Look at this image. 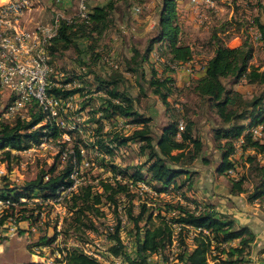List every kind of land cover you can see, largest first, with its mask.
<instances>
[{
  "label": "trees",
  "instance_id": "16d2710c",
  "mask_svg": "<svg viewBox=\"0 0 264 264\" xmlns=\"http://www.w3.org/2000/svg\"><path fill=\"white\" fill-rule=\"evenodd\" d=\"M119 3L130 8L131 0H108L103 6L91 8L87 20L73 18L69 22L62 21L56 37L48 47L50 64L51 58L61 50L78 49L75 41L79 38L90 43V50L94 53L92 44L97 43L98 38L111 25ZM241 5L244 4H236L231 20L211 34L205 46L210 55L202 64L204 74L194 80L189 88L195 98L212 108L220 120L221 124L212 130L214 148L220 155L216 168L218 174H225L233 167L235 143L243 135L244 143L240 146L242 155L248 152L244 163L245 174L237 180L229 178V192L233 196L247 193L246 201L253 203L264 201V138L253 140L250 135H244V131L261 125L264 133V91L251 100H245L242 93L233 87L244 80L249 84L264 85V72L251 65L254 48L246 38L239 47L230 48L227 45L236 37L235 34L242 31V23L237 17L238 12L244 8ZM179 7L175 0H162L154 37L147 41L143 51L132 48V55L125 64L127 73L135 77L140 93L145 94L141 84L143 80L168 114L158 135L155 133L153 118L137 109V98L117 88L119 79L94 75L95 93L101 95L92 98L85 86L81 85L82 82L73 86L79 81L75 73L66 75L63 81L50 74L48 96L62 101L73 100L78 96V114L90 109L88 121L95 124L96 128H89L90 142L78 141L77 163L80 165L85 160L81 151H93L94 161L98 162V168L104 175L87 178L85 170L91 172L94 164L90 162L92 158L85 161L87 165L78 177L80 183L64 200V222L69 226L67 229L71 228L76 233V242L85 243L78 240L89 234L96 236L100 226L105 225L97 222L107 217V213L103 212L106 208L115 223L103 226L105 242L109 243L107 250L111 255L122 256L129 264H167L169 253L173 250L177 251L175 263L249 264L254 235L247 227L236 225L232 217L217 212L212 204H201L197 199L186 198L183 194L184 202H165L156 209L142 198L147 192L138 186L143 184L156 195H169L170 190L178 194L184 188H191L190 179L197 174L193 170L197 160L204 165L209 164L203 155L204 144L196 133L195 121L186 115V108L182 114H178L168 101L175 85V79L168 73L194 61L192 46L183 40ZM258 26L264 34V27ZM156 45L155 62L162 58L165 62L159 63L162 65L159 73L154 66H150V77L147 79L144 67L151 62ZM98 57L93 54L92 61L95 62ZM93 99L98 101L97 108L90 107ZM25 110V116H18L12 122L0 119V165H6L8 169V161L18 157L11 154V151L28 150L49 132L52 138L61 136L63 132L57 123L60 110L54 117H50L36 100L28 102ZM177 116H182V119L179 120ZM116 118L126 120L136 129L128 133L115 129L113 122ZM180 121L184 128L178 133ZM66 131L74 139L84 134L86 128L75 124L73 129ZM129 145L136 146L143 160L139 164L121 168L114 163L115 153L126 151ZM68 162L60 174L53 175L55 167H52L48 173L41 172L35 180L23 186L9 187L3 184L0 187V201L9 200L12 204L0 210V223L10 220L18 225L26 221L32 226L39 221L45 210L42 203H22L20 199H30L34 193L40 198H48L72 172V162ZM246 182L251 184L248 192ZM61 191L62 187L56 191V195ZM124 221L130 225L126 237L133 247V256L126 252L121 239L125 229ZM59 233L53 238L40 237L35 246H48ZM59 254L62 258L53 264H101L78 247L65 249ZM157 255L160 261L153 260Z\"/></svg>",
  "mask_w": 264,
  "mask_h": 264
},
{
  "label": "rangeland",
  "instance_id": "374dc122",
  "mask_svg": "<svg viewBox=\"0 0 264 264\" xmlns=\"http://www.w3.org/2000/svg\"><path fill=\"white\" fill-rule=\"evenodd\" d=\"M85 1L88 9L95 6H103L108 2V0H92L93 2L91 3V0ZM227 4H229L227 0H219L217 3L218 11H207L206 20L200 25L195 24L185 7L178 6L180 9L179 20L181 23L183 40L192 46L194 50V61L182 67L179 66L175 68L173 72L168 73V75H171L175 79L173 94L168 98V101L171 103L174 110L178 111V114H182L183 109L186 108V115L196 123V133L199 134L204 144L203 155L209 161V166H207L209 174H207V178H209L210 183H208L207 186L210 184L211 189L210 191H205V197H202V194L196 196V176H193L190 179L192 183H190V185H192L191 188H184L182 191H178V194L170 190V196L168 195L167 198H161V196L160 198L153 197L151 194L149 196L148 193H144L142 198L151 203L156 209L161 207L165 202H182L184 197L181 194L185 195L186 198H195L201 204L213 205V203L224 198L223 195L226 192L225 190L229 188V178L225 174H218L216 172L220 155L218 150L214 148L215 142L213 140L212 130L221 124L220 120L216 117L212 108L195 98L189 88L190 84L195 80L196 73L203 64L202 62H204V59L209 55V50L205 46L210 41L211 34L214 30L219 29L225 24V22L230 21L235 14L236 4H232L231 7L227 6ZM39 5L40 8L36 7L34 9L30 19L34 22H48L51 16V8L54 6V0H40ZM77 5V0H72L68 9L63 11V14L72 17L76 11ZM136 6L142 7L141 12L138 14L133 12V8ZM161 6L162 0H131L130 8H126L123 4L119 3L116 5V11L113 13L111 25L98 38L97 43L92 44L94 53L90 50V43L83 38H79L75 41L78 49L70 48L61 50L54 58H51L52 74L55 78L63 81L66 75L75 73L79 81H76V84L73 86L76 87L78 83L82 82L83 84L81 83V85L85 86V89L90 92L92 98H98L101 95L100 93H95L96 84L93 81L94 75L103 78L112 77L119 79L117 80V88L137 98V109L143 114L153 118V126L155 127V133L157 135L159 134L160 126L167 121L168 114L165 113V109L158 97L151 94L150 88L143 80H141V84L145 94L140 93L135 77L131 73H127L125 64L126 60L132 55V48L143 51L147 45V41L154 37ZM241 6L244 8L238 12L237 17L240 18L242 23V31H239L235 36L239 37L240 42L245 38L249 41L254 48V56L251 64L259 68V71L264 72V34L261 33L258 26L261 25L264 27V0H249ZM256 33H260L258 38H255ZM157 49L158 45L154 47L150 59L151 62L144 67L147 79L150 77V66H154L155 70L159 73L162 70V65L159 63L165 62L164 58H162V62H155L157 60ZM93 54L99 55L95 62L92 61ZM111 63L117 64V69L112 68L110 65ZM180 70L186 71L187 75L182 77L181 72H179ZM241 84L240 91L245 100H251L264 91V85L249 84L245 80L242 81ZM67 88L70 87L67 86ZM8 101L7 97L0 96L1 120H4L2 112ZM97 106L98 101L93 99L90 107L97 108ZM79 107L80 102L78 96H75L73 100L61 101L54 110L56 113L59 110L61 112L57 119L58 125L63 130L61 136L52 138L51 132H49L30 149L20 152L11 151V154H16L18 157L8 161L7 167H9V169L6 168V165H0V187L3 186V184H8L9 187L23 186L35 180L41 172L48 173L49 169L52 167H55L53 175L60 174L68 165L69 160L73 165V170L70 172L69 177H67L64 183H61L58 188L60 189L62 187L63 192L56 195L57 189L46 199L38 197L37 193H34L32 197H30L29 203H42V208L45 210L39 221H36L32 226L29 222H21L17 225V231L14 236L8 239L0 238V264H34L35 262L40 264H53L62 258L59 253L65 249L75 248L77 246H79V248L81 246L85 248V244L91 245L93 249H96L95 244L104 248L108 246L109 243L104 242L105 229H103V226L115 223L112 216L106 211V208L103 212L107 213V217L103 220L99 219L97 222L98 224L103 222L105 225L100 226L99 233L96 236L92 237L91 234H89L85 235L84 239L82 237V239L78 240L85 243H77L75 239L76 233H74L71 228L67 229L69 226L64 222V217L66 216L64 200L80 183L81 179L78 177L79 174H81V170H84L86 166L85 161L88 158H92L90 162L94 164L91 172H89L88 169L85 170V172H87V178L92 179L98 176H104L102 175V171L98 168V162L94 161L95 153L93 151H81V155L84 156L85 160L82 161L80 165L77 163L76 147L78 141L84 140L90 142L89 128H96L95 124L88 121L87 114L89 115L88 110L90 109H86V111L78 114ZM25 111L26 110L16 114L7 121L12 122L18 116H25ZM178 119H182V116L178 117ZM75 124L86 128V132L72 139L69 134L66 133V130L73 129ZM236 157L237 159L234 160L238 165V172L241 177L245 174L246 165L244 163L247 153L236 155ZM113 160L116 165L124 168L125 166L139 164V162L143 160V157L138 154L136 146L129 145L125 152H116ZM196 162L198 163L197 165L195 163L194 168L199 169L198 166H204L200 160ZM47 177L48 175H46L45 179H47ZM245 188L247 192L250 191L251 184L246 182ZM246 194L243 193L242 195L244 199H246ZM208 195L215 196L217 200L211 201ZM256 202L261 205L264 211V201ZM45 204H47V206H45ZM123 226L125 229L122 231L121 236L123 240L128 241L126 230L130 228V225L128 222L124 221ZM57 232H60L58 237L48 246H35L40 237L53 238ZM78 234L79 233H77V235ZM124 242L126 243V252L130 256H133V247L127 244L126 241ZM176 253V250L169 253V262L167 264H181L175 263L174 258ZM159 259L160 258L156 257L154 260L157 261ZM209 264L212 263L210 262Z\"/></svg>",
  "mask_w": 264,
  "mask_h": 264
},
{
  "label": "built area",
  "instance_id": "2783aa9c",
  "mask_svg": "<svg viewBox=\"0 0 264 264\" xmlns=\"http://www.w3.org/2000/svg\"><path fill=\"white\" fill-rule=\"evenodd\" d=\"M248 1L230 0V6L245 4ZM64 2L66 1L54 0L48 22H34L30 16L36 7L40 8V0H0V96H5L9 100L3 108L2 117L4 120H9L24 111L27 103L32 100L38 101L43 111L47 112L50 117L56 115L54 110L62 100L47 95V89L51 84L49 76L52 73L48 47L56 37L62 21L69 22L73 18H78L81 21L87 20L90 12L85 0H77L78 5L74 15L72 17L65 16L63 14V11L66 10L63 6ZM175 2L178 6L185 7L192 20L198 25L206 20L207 11L217 12V0H175ZM141 9V6H136L133 8V12L138 14ZM259 36L260 33L255 34V38ZM158 61L162 62L163 60L159 59ZM110 65L117 69V64L111 63ZM113 123L115 129L122 130L124 133L136 129L135 126L122 118H116ZM183 128V122L180 121L178 133L182 132ZM262 130L263 127L259 125L246 129L244 135H250L253 140H261L264 138ZM242 136L235 143L236 153L232 157L234 165L225 173L228 178L234 180L240 178L239 168L234 159H237L236 155L242 154L240 148L244 143ZM119 152L122 153L125 150ZM85 165L87 164L85 163ZM138 186L143 192H147L153 197H168L166 193L156 195L143 184H138ZM21 201L29 203V199L26 198H21ZM10 204L12 203L9 200L0 201V210ZM16 231L17 225L13 221L6 220L0 223V238L8 239L14 236ZM121 239L125 246L124 241L131 245L127 240H123L122 236ZM95 245L96 249H93L89 244H85V248L81 246L80 249L101 264H129L122 256L111 255L107 250L108 246L104 248L98 244ZM77 247L79 248V246ZM156 257L158 255L154 256L153 260Z\"/></svg>",
  "mask_w": 264,
  "mask_h": 264
},
{
  "label": "crops",
  "instance_id": "0c3cea01",
  "mask_svg": "<svg viewBox=\"0 0 264 264\" xmlns=\"http://www.w3.org/2000/svg\"><path fill=\"white\" fill-rule=\"evenodd\" d=\"M64 8L68 9L70 6L71 0H65ZM219 0H217L218 3ZM93 2L92 0L90 3ZM230 6V0H227ZM216 3V7H217ZM218 11V8H217ZM217 15V13H216ZM232 15V14H231ZM230 48H236L241 45L240 39L238 36L232 38L228 44ZM210 55V54H209ZM208 55V56H209ZM254 56V55H253ZM207 58V57H206ZM204 64V62H203ZM252 65V64H251ZM200 70L196 73V79L201 77L204 74V68L201 65ZM254 67V66H253ZM256 68V67H255ZM181 76H186V71H182ZM185 72V73H184ZM180 74V73H178ZM241 83L234 86L233 89L236 91H240ZM198 162H196L197 165ZM209 165H204L203 167H199V169L194 168L196 171V196L202 194V197H205V191H210L211 185L209 178H207L208 167ZM215 191V190H214ZM224 198L220 199L218 202L213 203L211 201H216L217 198L215 196H209L210 202L213 203L215 210L219 213L229 215L234 220L235 224L238 226L247 227L254 235V242L252 243L251 252H250V263L249 264H264V211L262 207L257 202L249 203L246 199L243 198V194L240 195H231L229 192V188L225 190ZM216 199V200H215ZM248 264V263H247Z\"/></svg>",
  "mask_w": 264,
  "mask_h": 264
},
{
  "label": "bare ground",
  "instance_id": "6f19581e",
  "mask_svg": "<svg viewBox=\"0 0 264 264\" xmlns=\"http://www.w3.org/2000/svg\"><path fill=\"white\" fill-rule=\"evenodd\" d=\"M61 192H63V191H61ZM61 192H60V193H61Z\"/></svg>",
  "mask_w": 264,
  "mask_h": 264
}]
</instances>
